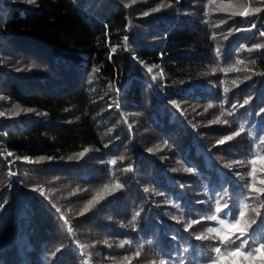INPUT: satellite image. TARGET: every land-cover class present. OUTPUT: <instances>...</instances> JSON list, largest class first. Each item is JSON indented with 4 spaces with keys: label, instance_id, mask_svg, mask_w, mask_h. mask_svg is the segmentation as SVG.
<instances>
[{
    "label": "trees",
    "instance_id": "1",
    "mask_svg": "<svg viewBox=\"0 0 264 264\" xmlns=\"http://www.w3.org/2000/svg\"><path fill=\"white\" fill-rule=\"evenodd\" d=\"M261 33L264 0H0V264H210L240 212L261 264Z\"/></svg>",
    "mask_w": 264,
    "mask_h": 264
},
{
    "label": "snow or ice",
    "instance_id": "2",
    "mask_svg": "<svg viewBox=\"0 0 264 264\" xmlns=\"http://www.w3.org/2000/svg\"><path fill=\"white\" fill-rule=\"evenodd\" d=\"M26 2L29 4H33L35 3V0H26ZM244 15H247V13H244ZM261 35H264V33H261ZM125 39H127V37H125ZM257 47H259V45H257ZM148 71L151 72L152 69L149 68ZM0 115H4V113H0ZM234 135H239V133H235ZM225 139L231 140L232 137L228 136ZM220 143H223V141H221ZM85 151H87V149H85ZM149 151H151V149H149ZM80 155L82 156L83 153H80ZM41 159L44 158L42 157ZM113 163H115V161H113ZM253 163H255V160H253ZM188 171H192V169H188ZM117 187H120V185H117ZM255 191L264 192V189H255ZM225 208L227 209L228 205H225ZM87 210H88L87 208L84 209L85 212H87ZM221 211H222L221 208L219 207L216 208L217 213H220ZM224 214L227 215V212H224ZM239 215L241 219H236L235 216H233V220H234L233 223L225 224L224 220H220V223L224 224L228 229H236L238 235L236 234V232H233L230 235L229 233L221 232L219 229H215V228L209 229V231L216 232L217 236L219 237L220 245H229L231 248V250L228 251L227 253H223L221 251V247L216 246L214 248V252L216 254L215 258H212L211 254H209V256L207 257V259L210 261V264H223L225 256L243 258L241 260L234 261V264H245L247 260L254 259L252 251H242V249H244L246 245L249 248H252L253 244L255 243V236L257 235L256 229H253V232L248 236H246V228L251 227V225L242 227L241 224L244 213L240 212ZM208 219L215 221L217 219V216L212 215ZM193 223H196V221H193ZM253 223L256 222L254 221ZM233 237H235V239H233ZM197 239L203 240V239H207V237L200 236L197 237ZM261 239H264V234H261ZM237 240H239L238 244L236 242ZM250 240L252 241V243L249 242ZM254 250L255 252L261 254L260 261L261 264H264V243L259 244V246L256 247ZM161 264H164V262L161 261Z\"/></svg>",
    "mask_w": 264,
    "mask_h": 264
},
{
    "label": "rangeland",
    "instance_id": "3",
    "mask_svg": "<svg viewBox=\"0 0 264 264\" xmlns=\"http://www.w3.org/2000/svg\"><path fill=\"white\" fill-rule=\"evenodd\" d=\"M194 1L196 2L197 0H194ZM205 9H206V12H207V19H208L210 16H212V15L210 14V9H211V7H210V5H209L208 3H206V7H205ZM242 16H244V14H243ZM220 48H222V47H220ZM216 60H217V62H218V58H216ZM212 67H213V69H214L216 72L218 71L217 68H216L213 64H212ZM164 137L169 138V135H165ZM201 139H202V138H201ZM201 145H202L203 147H206V143H205V142H203ZM175 148H176L177 151H179V152L181 153V151L179 150V146H175ZM199 157H200V154L198 155V158H199ZM89 203H90V200H85V201L81 202V203H80V208H81V209H85V208H87V206H88ZM206 212L209 213V212H210V209L208 208V209L206 210ZM226 229H228V228L226 227ZM229 230H230V229H229ZM112 240H113V239H112ZM74 244L77 246V248H78V250H79V253H80V255H81L82 258H83V261L85 260V264H95L94 261H93V259H92V256L88 254V251H87L86 249H84L83 246L80 245V244L78 243L77 240H74ZM79 246H80V247H79ZM131 246H134V245L131 244ZM132 248L135 249L136 251H140L138 248H136V246H134V247H132Z\"/></svg>",
    "mask_w": 264,
    "mask_h": 264
}]
</instances>
